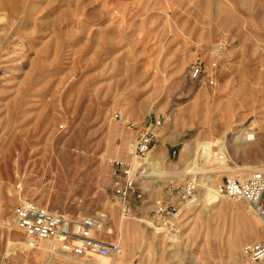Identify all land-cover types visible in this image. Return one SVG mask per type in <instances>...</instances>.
Here are the masks:
<instances>
[{"label":"rangeland","instance_id":"374dc122","mask_svg":"<svg viewBox=\"0 0 264 264\" xmlns=\"http://www.w3.org/2000/svg\"><path fill=\"white\" fill-rule=\"evenodd\" d=\"M154 115L143 200L122 218L113 162L135 164L128 122ZM256 170L264 0H0V264H264L243 252L264 239L258 214L213 192L229 173ZM194 175L197 199L170 239L147 215ZM23 200L68 216L105 212L120 252L88 262L51 240L29 248L13 215Z\"/></svg>","mask_w":264,"mask_h":264},{"label":"built area","instance_id":"2783aa9c","mask_svg":"<svg viewBox=\"0 0 264 264\" xmlns=\"http://www.w3.org/2000/svg\"><path fill=\"white\" fill-rule=\"evenodd\" d=\"M200 73L199 65L192 64L190 75L198 78ZM161 125L162 120L158 115L142 124L128 122L127 126L135 132V164L123 160L113 162L117 176L113 196L119 202L122 218L132 216L130 200H143L144 190L140 183L152 145L160 136ZM197 191L198 179L194 175L182 184L175 203L170 204L161 198L154 199L147 215L148 225L165 233L170 239L173 238L178 232L176 218L182 208L194 204ZM215 193L228 199L245 200L258 214L264 227V175L261 172L253 171L243 178L226 175L216 184ZM13 215L16 226L27 238L29 248L36 247L40 240H52L58 242L61 252L88 262L94 257L106 258L111 253L120 252L118 244L108 240L113 229L105 212L68 216L33 201L23 200L14 208ZM243 252L251 261L264 258V239L246 243Z\"/></svg>","mask_w":264,"mask_h":264},{"label":"bare ground","instance_id":"6f19581e","mask_svg":"<svg viewBox=\"0 0 264 264\" xmlns=\"http://www.w3.org/2000/svg\"><path fill=\"white\" fill-rule=\"evenodd\" d=\"M240 171L242 172V173H244L245 171H246V168H241L240 169ZM256 171H259V172H261L263 175H264V171H262V170H256ZM231 172V171H230ZM229 176H233V173H229L228 174ZM247 175V174H246ZM213 192H215V189L213 190ZM260 218V217H259ZM253 230V229H252ZM254 231V235H255V230H253ZM251 233V232H250ZM42 241H45V240H42ZM53 243H54V241H49V247L50 246H52L53 245ZM122 253H123V251H122ZM74 257V256H73ZM74 258H76V257H74ZM116 264H120V262H117Z\"/></svg>","mask_w":264,"mask_h":264},{"label":"crops","instance_id":"0c3cea01","mask_svg":"<svg viewBox=\"0 0 264 264\" xmlns=\"http://www.w3.org/2000/svg\"><path fill=\"white\" fill-rule=\"evenodd\" d=\"M178 196V195H177ZM177 196L176 197H168L167 195H161V196H158L157 198H161V199H163V200H165V201H167L168 203H170V204H173V203H175V201L177 200ZM143 208V207H142ZM133 211V210H132ZM133 213V212H132Z\"/></svg>","mask_w":264,"mask_h":264}]
</instances>
